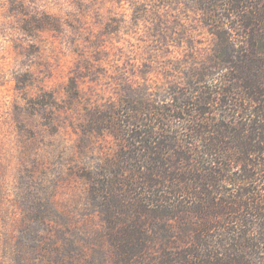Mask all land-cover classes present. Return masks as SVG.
I'll return each mask as SVG.
<instances>
[{"label":"rangeland","instance_id":"374dc122","mask_svg":"<svg viewBox=\"0 0 264 264\" xmlns=\"http://www.w3.org/2000/svg\"><path fill=\"white\" fill-rule=\"evenodd\" d=\"M238 19L225 0H0V264H114L91 188L198 149L196 104L201 125L223 114L215 33L244 40Z\"/></svg>","mask_w":264,"mask_h":264},{"label":"trees","instance_id":"16d2710c","mask_svg":"<svg viewBox=\"0 0 264 264\" xmlns=\"http://www.w3.org/2000/svg\"><path fill=\"white\" fill-rule=\"evenodd\" d=\"M225 1L244 40L215 33L221 117L201 125L196 104L198 149L172 143L147 171L118 167L91 188L114 264H264V0Z\"/></svg>","mask_w":264,"mask_h":264}]
</instances>
